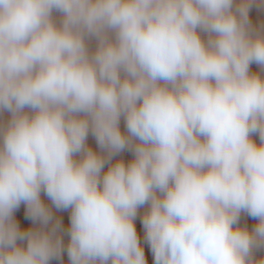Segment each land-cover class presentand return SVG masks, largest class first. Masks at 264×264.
<instances>
[{
	"label": "clouds",
	"instance_id": "clouds-1",
	"mask_svg": "<svg viewBox=\"0 0 264 264\" xmlns=\"http://www.w3.org/2000/svg\"><path fill=\"white\" fill-rule=\"evenodd\" d=\"M253 3L0 0V264H148L144 206L154 264H264ZM42 192L70 210L67 244Z\"/></svg>",
	"mask_w": 264,
	"mask_h": 264
},
{
	"label": "rangeland",
	"instance_id": "rangeland-1",
	"mask_svg": "<svg viewBox=\"0 0 264 264\" xmlns=\"http://www.w3.org/2000/svg\"><path fill=\"white\" fill-rule=\"evenodd\" d=\"M54 17L58 21L60 19V14L54 13ZM249 19H250V22H251L252 26L254 27V29H256L257 31H260V32H264V0H254V3L251 5L250 10H249ZM89 47H90V49L94 50V48H95V41L94 40H91L89 42ZM250 70L264 76V68H262L261 66L255 64V63H253L250 66ZM121 130L122 131L125 130V125H124L123 119H121ZM254 139H256L257 143H259L258 136L254 137ZM87 144L90 147H92L94 150L99 151L95 137L91 134V132L89 133V136L87 138ZM132 158H133L132 152L126 149L125 151L121 152L117 156H114L111 162L114 163L119 159H123L127 163ZM107 167H108V165L106 164L105 170L107 169ZM43 201L45 202V204L47 206L52 208L54 217L59 218L61 220L62 228H63V239L65 241V244H67V241L69 239L68 235H67V229L70 226L69 225L70 210H57V209H55L54 206H52L51 201L48 200V197L44 198ZM146 209H147V206H144L141 209H139V211H138V215H137V219H136V227H137L138 235L140 233V230L142 229L141 218L143 216V213L146 211ZM14 218L17 219L18 223L20 224V226L23 230L37 229L40 227V224L38 222H34L30 218H27V209H26V205H24V204H21L20 207L16 210V212L14 213ZM251 220H252V222H256V223L258 222L254 218H251ZM141 242L145 248V255H146L148 264H154L151 251H150L149 247L147 246V244L144 243V236L141 239ZM256 256H257V260L264 259V248L257 249ZM67 258H68L67 253L65 251V253L61 257V259H59V260L54 259L51 261V264H67V262H66Z\"/></svg>",
	"mask_w": 264,
	"mask_h": 264
},
{
	"label": "crops",
	"instance_id": "crops-1",
	"mask_svg": "<svg viewBox=\"0 0 264 264\" xmlns=\"http://www.w3.org/2000/svg\"><path fill=\"white\" fill-rule=\"evenodd\" d=\"M8 118H9V114L8 113L5 112L3 114H0V123L6 122ZM41 197L43 198L42 200H44V198H46L47 196L44 195V193L42 192L41 193ZM251 218L252 217L248 216L246 213H242L240 221H239L240 226L247 227L251 231V229L254 228L255 224H256V222H252ZM139 236H140L141 239L144 236L143 227L140 230ZM256 252H257V250L254 251V258L255 259H257ZM66 262L68 264V258L66 259Z\"/></svg>",
	"mask_w": 264,
	"mask_h": 264
}]
</instances>
